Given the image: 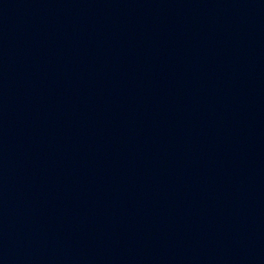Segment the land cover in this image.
<instances>
[{"label":"water","instance_id":"95a60500","mask_svg":"<svg viewBox=\"0 0 264 264\" xmlns=\"http://www.w3.org/2000/svg\"><path fill=\"white\" fill-rule=\"evenodd\" d=\"M0 264H264V0H0Z\"/></svg>","mask_w":264,"mask_h":264}]
</instances>
